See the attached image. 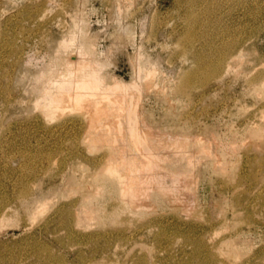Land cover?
Masks as SVG:
<instances>
[{"label": "rangeland", "instance_id": "rangeland-1", "mask_svg": "<svg viewBox=\"0 0 264 264\" xmlns=\"http://www.w3.org/2000/svg\"><path fill=\"white\" fill-rule=\"evenodd\" d=\"M0 264H264V0H0Z\"/></svg>", "mask_w": 264, "mask_h": 264}, {"label": "bare ground", "instance_id": "bare-ground-1", "mask_svg": "<svg viewBox=\"0 0 264 264\" xmlns=\"http://www.w3.org/2000/svg\"><path fill=\"white\" fill-rule=\"evenodd\" d=\"M65 45V44H64Z\"/></svg>", "mask_w": 264, "mask_h": 264}]
</instances>
